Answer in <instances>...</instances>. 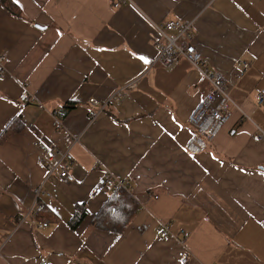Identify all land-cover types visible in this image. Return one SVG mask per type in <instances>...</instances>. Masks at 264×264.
<instances>
[{"label":"crops","instance_id":"obj_1","mask_svg":"<svg viewBox=\"0 0 264 264\" xmlns=\"http://www.w3.org/2000/svg\"><path fill=\"white\" fill-rule=\"evenodd\" d=\"M9 1L0 134L14 118L21 130L0 144V264H264V0ZM176 20L194 21L196 48L239 107L195 156L188 117L210 87L184 60L154 63V25ZM123 88L121 103L105 104ZM48 149L68 151L70 177L49 179L44 209L19 226ZM107 175L138 206L121 235L91 225L115 193L89 197ZM79 205L87 215L71 229Z\"/></svg>","mask_w":264,"mask_h":264},{"label":"built area","instance_id":"obj_2","mask_svg":"<svg viewBox=\"0 0 264 264\" xmlns=\"http://www.w3.org/2000/svg\"><path fill=\"white\" fill-rule=\"evenodd\" d=\"M157 33L156 46L157 55L154 63L161 65L165 70H170L180 61H186L209 85L208 93L202 98L195 109L188 117V123L195 128V134L189 138L185 144V151L192 156L202 153L206 149V142L213 141L222 127L230 120L232 111L238 110L239 107L231 98L229 86L225 77L210 69L207 59L194 44V21H168L160 25H154ZM5 57H0V61ZM5 62V61H4ZM2 72L0 78H2ZM131 86H134L131 85ZM129 87V86H128ZM126 88L117 90L105 104L121 103L126 98ZM19 100L28 101V94L24 91ZM90 104H96L94 99L89 100ZM257 104H264V90L257 94ZM97 112L89 113L90 120H93ZM255 138L264 139V132L257 129ZM41 164L45 168V177L37 188L34 202L18 218L19 226L23 224L31 215H36L44 209L40 200L42 196L50 197V194L44 190V184L52 177H57L67 181L73 169V163L70 160L67 150L48 149L43 155ZM112 187L114 191L125 189L131 191L129 184L123 180H116L110 175L105 176L91 191L90 199H95ZM46 227L47 224H43ZM164 239L173 237L170 231L164 227H158ZM182 264L187 263L184 258ZM42 264H51L43 262Z\"/></svg>","mask_w":264,"mask_h":264},{"label":"trees","instance_id":"obj_3","mask_svg":"<svg viewBox=\"0 0 264 264\" xmlns=\"http://www.w3.org/2000/svg\"><path fill=\"white\" fill-rule=\"evenodd\" d=\"M0 5L11 14H16L18 10L9 0H0ZM19 123L18 118H14L7 124L0 134V144L4 143L11 134L21 130ZM137 211L138 206L130 195L123 190H118L113 193L102 209L94 216L91 225L96 229L121 235ZM86 215L87 212L84 206H76L75 212L67 224L71 229H75Z\"/></svg>","mask_w":264,"mask_h":264},{"label":"bare ground","instance_id":"obj_4","mask_svg":"<svg viewBox=\"0 0 264 264\" xmlns=\"http://www.w3.org/2000/svg\"><path fill=\"white\" fill-rule=\"evenodd\" d=\"M117 106V105H116Z\"/></svg>","mask_w":264,"mask_h":264}]
</instances>
